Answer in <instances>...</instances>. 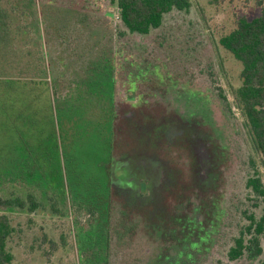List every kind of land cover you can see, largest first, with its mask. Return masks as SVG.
Masks as SVG:
<instances>
[{
	"label": "rangeland",
	"instance_id": "obj_1",
	"mask_svg": "<svg viewBox=\"0 0 264 264\" xmlns=\"http://www.w3.org/2000/svg\"><path fill=\"white\" fill-rule=\"evenodd\" d=\"M8 2L29 18L0 47V70L13 67L0 72V198L33 195L53 218L67 204L81 264H260L229 259L264 199L247 188L259 158L233 104L243 66L219 43L262 14L255 1L192 0L122 39L111 0Z\"/></svg>",
	"mask_w": 264,
	"mask_h": 264
},
{
	"label": "trees",
	"instance_id": "obj_2",
	"mask_svg": "<svg viewBox=\"0 0 264 264\" xmlns=\"http://www.w3.org/2000/svg\"><path fill=\"white\" fill-rule=\"evenodd\" d=\"M111 1L117 7L114 32L120 39L124 38L126 33L148 35L152 30L163 26L167 14L174 10L189 11L193 4L192 0ZM254 1L261 8L262 14L252 21L246 17L237 18L233 31L221 37L219 43L226 51L232 53L243 66L240 75L241 86L233 91V104L237 106L242 115V124L248 132L259 158V167L257 168L261 172L257 169L255 175L247 179V188L256 198L264 199V0ZM18 11L16 7L9 4L8 0H0V47L2 46L8 52H12V48L15 47L14 45L9 48L11 42H14L11 33L15 25L26 24L29 18L27 12L19 13ZM21 34L23 31H20ZM39 40L25 41L24 46L30 49V57L31 54L32 57L36 55V46H40ZM38 54H40L39 50ZM0 62H3V65L6 63L4 59ZM11 69H13L12 66L9 68L2 66L0 72L2 76L11 75L7 71ZM224 100L226 107H231L226 97ZM40 207H42V203H39L33 195L28 196L27 201L21 197L0 198V208L2 209L0 213V264H13L19 254L24 255L22 264H81L83 254H76L78 243L72 239L73 231L68 227L65 219L71 216L68 213L69 210L66 209L67 204L58 206L60 209H57L56 205L52 206L55 216L57 215L56 218H53V212H51L52 214L41 213L42 208L40 209ZM17 212H19L18 215L24 214L25 217L17 216ZM36 212L45 215L40 218L30 217ZM126 217L128 216L126 215ZM57 219L61 220L60 226L53 222ZM126 221L129 220L126 219ZM73 222L78 228L81 219H73ZM263 234L264 214L258 220L252 219V224L247 232L242 233V236L234 241V246L229 252L231 262L240 260L247 253L252 259L260 257V264H264V247L261 246ZM102 241L107 248L115 246L107 239ZM65 249L71 251L72 255L68 256L63 253ZM113 259V257L103 256L102 261L99 260L100 262L95 264H119L118 260Z\"/></svg>",
	"mask_w": 264,
	"mask_h": 264
},
{
	"label": "flooded vegetation",
	"instance_id": "obj_3",
	"mask_svg": "<svg viewBox=\"0 0 264 264\" xmlns=\"http://www.w3.org/2000/svg\"><path fill=\"white\" fill-rule=\"evenodd\" d=\"M125 168V167H124Z\"/></svg>",
	"mask_w": 264,
	"mask_h": 264
}]
</instances>
